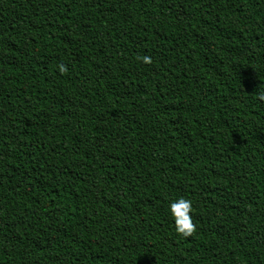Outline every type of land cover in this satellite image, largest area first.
<instances>
[{"label":"trees","instance_id":"obj_1","mask_svg":"<svg viewBox=\"0 0 264 264\" xmlns=\"http://www.w3.org/2000/svg\"><path fill=\"white\" fill-rule=\"evenodd\" d=\"M0 264H264V0H0Z\"/></svg>","mask_w":264,"mask_h":264}]
</instances>
